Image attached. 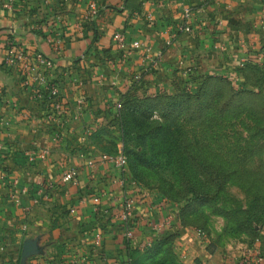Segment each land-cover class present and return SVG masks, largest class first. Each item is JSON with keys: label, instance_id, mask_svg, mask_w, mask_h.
Segmentation results:
<instances>
[{"label": "crops", "instance_id": "crops-1", "mask_svg": "<svg viewBox=\"0 0 264 264\" xmlns=\"http://www.w3.org/2000/svg\"><path fill=\"white\" fill-rule=\"evenodd\" d=\"M91 1L98 12L88 19L85 14ZM4 4L0 0V87L4 89L0 264H64L68 260L128 264L119 218L126 190H122L119 169L71 155L65 145H52L50 136L81 133L83 119L102 116L101 110L92 114L96 106H89L92 102L115 100L131 84L142 90H175L195 70L209 72L202 66L213 63L203 57L213 54L232 83L243 85L237 69L248 61L264 63V0H13L9 6ZM185 9L190 11L188 32L181 30ZM118 31L125 35L124 49L113 40ZM10 42L25 49L30 59L40 54L43 61L4 64ZM42 77L55 85L58 105L45 92L43 98L37 97ZM82 77L86 82L79 81ZM21 108L30 115L22 118ZM9 143L13 153L8 152ZM43 149L49 154L40 158L37 152ZM16 151H25V156ZM68 170L75 172L74 182H62ZM47 183H52L47 200L32 204L33 191ZM178 209L142 214L134 219L135 233L148 240L147 216L153 215L149 220L154 221L168 217V230L177 231L170 248L178 264H264L262 248L252 247L238 259L193 223L181 226L176 220ZM97 232L101 234L98 244ZM153 262L149 258L144 264Z\"/></svg>", "mask_w": 264, "mask_h": 264}, {"label": "rangeland", "instance_id": "rangeland-1", "mask_svg": "<svg viewBox=\"0 0 264 264\" xmlns=\"http://www.w3.org/2000/svg\"><path fill=\"white\" fill-rule=\"evenodd\" d=\"M201 57L200 62L213 63L202 66L210 71L195 70L175 90L131 84L115 100L92 102V114L101 110L102 116L83 119L81 133L49 136L52 145L98 163L125 155V166L118 169L134 219L191 204L199 219L196 228L241 259L252 247L264 249V89H240L216 65L218 55ZM3 93L0 87V101ZM83 96L87 99L85 88ZM19 112L22 118L30 115L23 108Z\"/></svg>", "mask_w": 264, "mask_h": 264}, {"label": "built area", "instance_id": "built-area-1", "mask_svg": "<svg viewBox=\"0 0 264 264\" xmlns=\"http://www.w3.org/2000/svg\"><path fill=\"white\" fill-rule=\"evenodd\" d=\"M13 0H5V6H9L10 3ZM98 12V8L96 6V3L94 1H91L88 4V8L86 10V14H85V18L90 19V17H94L97 15ZM189 16H190V11L189 9H185L184 11V22L181 25V30L183 32H188L190 30V26H189ZM113 40L115 42V44L117 45V47L119 48H123L124 49V44H125V35L123 32L118 31L113 35ZM134 47L138 46L137 42L133 43ZM263 53H261L262 55ZM32 59H36L37 61H43V57L40 54H33L31 55ZM30 56H28V54L26 53V50L21 48V47H16L15 44H13V42H10L8 47H7V53L5 56V60L7 62L8 65H13L16 64V62L19 60L23 63H21L22 65L26 66L27 62H31ZM44 87L45 90L41 91L40 87ZM39 86L37 88V92L38 95L37 97L39 98H43V93H46V96L49 98L54 99L55 101H57L56 105H58V96H56L57 94V89L55 87L54 84L52 83H48L46 80L42 78H40L39 80ZM9 146V145H8ZM7 146L8 152H12L13 150V145H11L10 147ZM3 148L2 145L0 144V149ZM38 155L40 156V158H45L48 151L46 149L40 150L37 152ZM109 164L117 167V168H123L125 166L126 163V158L125 155L123 154H118L116 156H112L109 158L108 161ZM62 182H74L75 181V172L73 170H68L66 171L63 176H62ZM52 190V183H47L46 185L43 186H39L38 188H36L33 193L30 196V200L31 203L36 205V204H40L42 201L47 200L48 196H49V191ZM74 209H71V212H73ZM134 206H133V201L132 199L128 198L127 196H124L123 199L121 200L120 203V213H119V218L121 219L122 223H123V229H122V238H125L126 240H128L132 245L137 246L140 250H143L145 246L149 245L153 235L154 234H158V233H162L166 230H168L169 226H170V218H164L162 220L159 221H154V220H149L147 222V227L149 228L148 230V235L150 238H148V240L140 237V235L138 236L135 233L134 230ZM196 233L200 236L205 237V234L203 233L202 230L197 229ZM101 239V234L100 232H97L94 234V240L95 242L98 244L100 242ZM107 262V261H106ZM64 264H73L72 260H68L66 262H64ZM105 264V263H102Z\"/></svg>", "mask_w": 264, "mask_h": 264}, {"label": "trees", "instance_id": "trees-1", "mask_svg": "<svg viewBox=\"0 0 264 264\" xmlns=\"http://www.w3.org/2000/svg\"><path fill=\"white\" fill-rule=\"evenodd\" d=\"M237 74L239 77L244 78V84L239 86L240 89H245L246 86H260L264 89V63L259 65L258 63L248 61L242 67L237 69ZM244 75H246V79ZM249 80H252V84L249 83ZM199 89L200 87L198 86L196 90ZM184 91L185 89L182 90V92ZM10 146L11 145L8 147ZM196 215V210L191 204H184L183 206L181 205V207H179L178 211L176 212V220L181 226L187 221L195 225L199 223L198 217H193ZM176 232L177 231L170 232V230H166L162 233L154 234L150 244L145 246L142 251L137 246L132 245L128 240L123 238V243L127 251V263L136 264V261L139 259L140 262H142L141 264H144L145 260L152 258L154 261L153 263L155 264H178V262H176V256L170 248V240L176 235ZM131 250L138 251V253H140L139 255H137L138 253L136 255L131 254ZM156 255L159 256V258L155 259L154 257H156Z\"/></svg>", "mask_w": 264, "mask_h": 264}]
</instances>
